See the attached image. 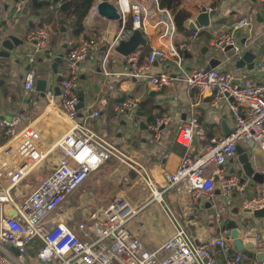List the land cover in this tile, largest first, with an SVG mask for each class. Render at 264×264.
<instances>
[{
  "label": "built area",
  "instance_id": "built-area-1",
  "mask_svg": "<svg viewBox=\"0 0 264 264\" xmlns=\"http://www.w3.org/2000/svg\"><path fill=\"white\" fill-rule=\"evenodd\" d=\"M151 1L154 9L149 6ZM115 4L123 21L126 16H132V27L122 28L114 36L105 31L99 37L85 38L64 56L66 75L60 83V104L54 100V87L46 88L48 104L41 116L53 115L64 123L65 129L46 137L35 127L36 119L24 123L20 115L13 114L0 120V128L7 129V138L0 144V264H217L215 247L227 256L231 253L234 239L228 233L210 237L203 244L197 242L186 224L173 213L165 194L177 190L189 193L195 203L199 199L211 201L216 177L222 194L244 192L245 186L239 177L226 173L224 165L236 156L237 143L248 148L259 147L264 152V80H254L246 73L236 77L218 67L187 70L181 51L189 46L175 43L177 27L169 9L162 8L158 0H115ZM95 11L96 5L92 14ZM207 12L210 14L212 9ZM149 25L162 26L160 36L165 41L152 48L141 67L132 66L130 74L138 76L155 62L173 60L178 69L175 76L164 71L149 78V83L160 88L180 76L191 89L211 92L216 107L220 106L221 98H226L235 115L229 135L211 139L194 156L183 158L175 171H164L162 182H158L143 163L131 160L116 144L87 124L89 117L99 116L98 110L81 121L77 109L81 63L102 47H106L105 53L109 57L122 41L131 38L135 30L146 29ZM243 26L244 22H240L229 33L215 38L212 42L214 51H223L232 45L235 52H241L236 32ZM23 37L30 48L25 51L16 48L11 53L14 60L24 58L30 65L23 77V90L27 96L37 91L36 56L51 55L48 52L51 33L47 27L37 26L26 30ZM128 56L131 63L138 62L137 54ZM257 66L263 69V62L259 61ZM139 106V98L128 97L118 103L116 112L133 114ZM171 121L172 115L163 112L154 118L150 127L159 135ZM204 135L203 125L194 116L177 127L176 141L191 147L194 139ZM113 159L130 168L122 176V184L127 190L110 206L73 225L74 213L65 207L67 198ZM45 170L48 172L40 180L38 178L36 184L23 183L33 172L42 174ZM25 187H32V190L26 192ZM128 190L137 198L131 197ZM153 203H159L169 214L174 232L158 247L149 248L130 229L129 222ZM241 208L264 209V192L242 201ZM245 237L253 243L255 250L263 248L261 234L256 230H248ZM35 243L36 248L33 247ZM244 258L242 251H236L224 264H245Z\"/></svg>",
  "mask_w": 264,
  "mask_h": 264
},
{
  "label": "crops",
  "instance_id": "crops-1",
  "mask_svg": "<svg viewBox=\"0 0 264 264\" xmlns=\"http://www.w3.org/2000/svg\"><path fill=\"white\" fill-rule=\"evenodd\" d=\"M23 1L0 0V31L8 28V31L15 32L23 39V44L18 47V51H25L30 47L24 42V32L37 26L47 27L51 33L48 51L51 55L40 57L38 62H45L47 64L45 69H49L50 65L52 71V64L59 57V54L64 53L65 56L83 39L99 37L105 31L114 36L122 28L132 27L131 15L126 16L125 21H123L107 19L99 15L97 10L92 14V8L102 1L96 0L84 19L85 31L80 35H75L72 19L62 16L59 11L61 3L40 7L37 6V3L41 0L36 2L31 0L28 3ZM110 1L115 3V0ZM19 6L21 7L20 10H18ZM149 6L154 9L155 5L151 1ZM182 7L190 12L191 16L188 19L190 21H194L198 17L203 7L212 9L210 13L211 22L207 27H198V30L194 31L185 26L184 23L183 29L176 30L175 43L178 46L183 43L189 46L181 51L187 70L205 68L206 59L201 53V48L209 45L210 49L214 51L212 48L213 40L224 33H229L234 25L240 22H244V26L238 29L241 32L239 40L245 37L250 43L248 46L242 45L243 50L249 49L255 41L261 43V48L263 47L264 1L182 0ZM62 19L65 20L64 23L61 22ZM156 20L158 17L154 18L153 23ZM162 29V26L155 27L153 25H149L146 29H138L140 33H137L136 38L139 43L136 51L132 53L138 55V62L131 63L129 60L131 55L125 56L114 51L107 57L105 51L101 54L102 51L100 50L81 63L79 77V91H83L85 96V107L79 110V113H83V116H80L81 121L88 118L91 112L98 110L99 116L89 117L87 124L98 134L116 144L131 160L143 163L151 170L158 182H162L164 171H175L183 158L194 156L200 149L209 144L211 139L226 136V127L227 130L233 129L235 123L234 112L229 107L226 98H221L219 100L220 106L216 107L213 105L211 92L191 89L180 76L176 77L170 85L160 88L149 83V78L161 72L167 71L176 74L178 69H176L173 60L155 62L149 70H144L138 76L130 74L132 66L141 67L147 61L152 48L160 46L161 42L165 41L160 36ZM262 51L259 53V57L255 59L253 69H249L247 65L243 68H237L238 57L233 56L231 52L223 53V51L220 53L222 63L217 67L233 73L236 77L246 73L254 80H264V67L260 70L257 66L259 61H264V48ZM14 61V57L10 60L1 61L0 120L10 118L13 114L20 115L24 123L36 119L35 127L46 137L53 136L61 129L64 130V123L53 115L41 116L48 104L46 96H41L38 90L31 95L26 96L24 94L23 77L27 62L23 58H21L22 62L15 63ZM58 75H66L64 58L59 62L58 73L53 72L52 80H47V89L54 87L55 90L58 84ZM59 95H56L54 99L58 104L61 103ZM128 97L139 98V108L133 114L126 112L125 115H121L122 112L117 113L116 106L118 103ZM163 112H169L172 115V121L168 126H164L161 133L157 135L150 126L153 124L154 118ZM194 116L203 125L205 135L194 139L191 147H186L176 141L177 127ZM126 118L134 120L132 129L122 124ZM6 131V128H0L1 143L7 138ZM246 149L251 161L252 158L256 159V168L264 173V152L259 147L248 148L246 146ZM100 169H120L123 176V173L128 172L130 168L126 163L113 159ZM233 169L239 171L241 166L239 163L229 160L224 165V171L239 177L238 172H232ZM130 174L135 177L133 171ZM40 179L41 177H39ZM242 184L245 186V190L238 198L233 197L234 192L227 195L221 193L223 196L217 193L220 191L218 179L215 181L214 198L211 201L199 199L195 203L189 193H179L177 190L165 194V196L167 195L165 199L173 213L186 224L188 230L200 244L205 243L206 239L213 236L219 237L227 233L231 235V229L226 228L224 223L223 211L226 208L231 213L227 218L237 220L239 233L245 242H250L245 237L246 232L253 229L261 234L264 244V217L257 218L253 213H244L241 208L242 201L264 192V183L256 184L254 187H250L248 181ZM123 188L124 191L127 190L126 185ZM25 189L27 190V187ZM128 193L131 197L137 198L134 192L128 190ZM208 203H211L210 207L207 206ZM236 206L239 207V214L232 212ZM155 221L161 225L159 232H162L164 239L158 244L151 245L145 240L146 227ZM243 221L247 223V226L241 225ZM129 227L149 248L158 247L174 232V225L169 214L159 203L151 204L133 217L129 222ZM36 244L33 245L34 248H36ZM235 249L234 241L231 244L229 256L225 255L219 247H215L213 251L217 258V264H224L228 257L233 256ZM258 250H264V246ZM244 260L247 264L249 258L245 256ZM256 262L258 261L251 262V264H256Z\"/></svg>",
  "mask_w": 264,
  "mask_h": 264
},
{
  "label": "water",
  "instance_id": "water-1",
  "mask_svg": "<svg viewBox=\"0 0 264 264\" xmlns=\"http://www.w3.org/2000/svg\"><path fill=\"white\" fill-rule=\"evenodd\" d=\"M37 0H33V2H36ZM96 10L97 13L107 19L111 20H122V17L119 13V10L116 6V4L110 0H102L96 4ZM62 23L65 22L64 19L61 20ZM211 22L210 14L207 12V8L203 7L201 13L198 15V17L193 20H188L185 22V26L189 27L190 29L197 31L198 27H207ZM65 29V27H63ZM8 28L6 30L0 31V68L2 67L1 61L4 60H10L12 58V51L19 46L23 44V39L19 37L15 32L8 31ZM137 33H140V31L137 29L134 31V34L131 36L130 39L124 40L120 43V45L116 48V51L120 54H123L125 56L133 53L136 51L138 46V39L136 38ZM241 36V32L237 31L236 37L239 39ZM239 43L244 46H248L250 43H248L247 38H242L239 40ZM232 45L226 46V48L223 50V53L231 52L233 56L238 57L236 66L237 68H243L245 65L249 69H253L255 66V59L259 57V53L263 52L261 48V43L259 42H253V45L247 49L243 50L244 47H242L241 52H235L232 49ZM106 47H102L101 54L104 53ZM244 51V52H243ZM201 53L205 56L206 63H205V69L209 70L213 67H217L222 63V59L220 58L221 50L219 51H213L210 49L209 45H205L201 48ZM64 58V53L59 54V57L53 62V72L58 73V65L60 60ZM41 60V59H40ZM21 59L17 58L15 59V63L20 62ZM264 64V61H262ZM30 65L27 64L25 69H29ZM175 76V74H173ZM62 75H58L57 81L58 84L55 87L56 95L60 94V83L62 81ZM47 79L43 77H38L36 82L37 90L40 92L41 96H45V91L47 87ZM2 84V83H0ZM79 98L80 102L77 105V109L80 110L85 107V96L83 91H79ZM139 114V111L137 112ZM126 112H122L121 115H125ZM79 116H83V113H79ZM126 121L123 120L122 124L126 125ZM147 128V126H145ZM226 135H229L232 132V129H228L226 127ZM231 161H235L236 163H239L241 166V169L239 171L233 169L232 172H238L239 173V180L241 183L249 182L250 187H254L256 184H263L264 183V173L257 169L251 159L249 154L247 153L246 146L243 143H237V154L235 157L230 159ZM216 180H218V177H216ZM217 193L221 194V191H218ZM222 195V194H221ZM239 193L234 192L233 197H239ZM223 196V195H222ZM252 198V197H250ZM226 202V201H225ZM208 207L211 206V203L207 204ZM234 214H239L240 210L239 207H234L233 211ZM244 213H253L255 217L261 218L264 217V209L260 210H254L246 209L243 211ZM224 223L226 225V228L231 229V236L234 239V244L236 251H242L244 255L247 258H254L258 262H264V250H255L254 245L252 242H245L242 239V236L239 233V224L236 219L234 218H226L224 220ZM242 226H247L246 222H241ZM12 249L17 253L18 250L15 247H12ZM234 256V254H233Z\"/></svg>",
  "mask_w": 264,
  "mask_h": 264
},
{
  "label": "rangeland",
  "instance_id": "rangeland-1",
  "mask_svg": "<svg viewBox=\"0 0 264 264\" xmlns=\"http://www.w3.org/2000/svg\"><path fill=\"white\" fill-rule=\"evenodd\" d=\"M24 1L28 3L31 0ZM40 57V55L36 56V68L38 76H42L48 81H51V75L53 74L52 68H50L49 65V69H45V66H47V64L45 62H38V59ZM49 59L52 60V58ZM126 121V127L132 129V126H134V120L126 118ZM252 163L255 167H257L255 158H252ZM46 172H48V170H45L42 174L39 172H33L23 183L32 182V184H36V182H38L37 179L39 177H44ZM121 174L122 171H120V169H100L93 173L81 188L76 190L67 198L65 207L67 209H72L74 213L73 224L83 219L87 215H90L91 213L97 212L110 206L119 194L124 193ZM31 190L32 187H28L25 191L30 192ZM165 198H167V195L165 196ZM228 211L229 209L227 208L225 209V211H223L225 219L228 215L231 214ZM146 228L147 235L145 236V240L147 243L154 245L158 244L161 240L164 239L162 232H159L161 229V225L159 224V222L155 221L151 225H148ZM255 261L256 260L254 258H249L247 264H251V262L255 263Z\"/></svg>",
  "mask_w": 264,
  "mask_h": 264
},
{
  "label": "trees",
  "instance_id": "trees-1",
  "mask_svg": "<svg viewBox=\"0 0 264 264\" xmlns=\"http://www.w3.org/2000/svg\"><path fill=\"white\" fill-rule=\"evenodd\" d=\"M96 0H41L37 6L45 7L53 3H61L59 11L62 16L72 19L74 34L80 35L85 31L84 19L89 14ZM162 8L169 9L176 23L177 29H183L184 23L190 18V12L182 7V0H158ZM142 63V62H141Z\"/></svg>",
  "mask_w": 264,
  "mask_h": 264
}]
</instances>
